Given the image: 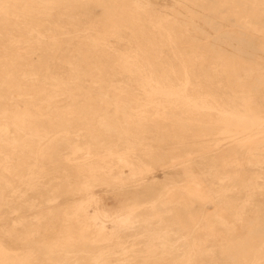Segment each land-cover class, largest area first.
<instances>
[{
    "label": "rangeland",
    "instance_id": "1",
    "mask_svg": "<svg viewBox=\"0 0 264 264\" xmlns=\"http://www.w3.org/2000/svg\"><path fill=\"white\" fill-rule=\"evenodd\" d=\"M71 263L264 264V0H0V264Z\"/></svg>",
    "mask_w": 264,
    "mask_h": 264
},
{
    "label": "bare ground",
    "instance_id": "2",
    "mask_svg": "<svg viewBox=\"0 0 264 264\" xmlns=\"http://www.w3.org/2000/svg\"><path fill=\"white\" fill-rule=\"evenodd\" d=\"M207 4V3H206ZM192 5V4H191ZM4 6V5H3ZM188 9V8H187ZM188 11V10H187ZM180 12V11H179ZM203 15V14H202ZM198 17V16H197ZM204 17V16H203ZM167 16L164 18H161L163 22H166ZM235 22V21H234ZM236 24V23H235ZM231 31V30H230ZM243 37V36H242ZM252 41V40H251ZM217 42V41H216ZM246 62V61H245ZM27 76V75H26ZM25 77V76H24ZM243 81V80H242ZM96 83V82H95ZM101 84V83H100ZM103 84V83H102ZM54 96V95H53ZM30 97V96H29ZM113 97V96H112ZM18 98V97H17ZM111 98V97H110ZM112 99V98H111ZM102 100V99H101ZM67 101V100H66ZM102 103V102H101ZM65 105V104H64ZM62 106V105H61ZM49 109V108H48ZM53 109V108H52ZM126 110V109H125ZM115 111V110H114ZM131 112V111H130ZM153 112V111H152ZM167 114V113H166ZM178 114V113H177ZM179 115V114H178ZM101 120V119H100ZM209 125H207L210 129L214 130V135L211 136V134H201V143L203 147L199 150L200 153L205 152L208 150L209 147L212 146V148H220L224 144H226L229 141L232 140H243V134L244 129L243 127L238 123L234 121H230L226 117H219L216 120L212 118V120L208 121ZM106 123V122H105ZM125 123V122H124ZM139 126V124H138ZM128 127V126H127ZM204 127V126H202ZM3 128V126H2ZM9 128V127H8ZM4 129V128H3ZM6 129V128H5ZM143 129V128H142ZM208 129V128H207ZM209 129V131H210ZM9 130V129H8ZM135 131V130H134ZM208 131V130H207ZM205 130V132H207ZM7 132V130H6ZM115 132V131H114ZM213 133V132H212ZM109 134V133H107ZM122 134V133H121ZM120 134V135H121ZM200 134V133H199ZM173 135V134H172ZM61 137V136H60ZM96 137V136H95ZM62 138V137H61ZM124 138V137H123ZM141 138V137H140ZM159 139V138H158ZM98 140V139H97ZM161 140V139H160ZM9 141V140H8ZM197 141V140H196ZM7 143V142H6ZM146 143V142H145ZM12 144V143H10ZM18 144V143H17ZM9 145V144H8ZM31 150V149H30ZM190 157L187 156L186 159H189ZM47 159V158H46ZM174 198V197H173ZM132 200V199H131ZM126 204V203H125ZM162 211V210H161ZM92 225L96 224V221L92 222ZM77 229V228H76ZM95 230V229H94ZM91 231V230H90ZM92 232V231H91ZM81 233V232H80ZM87 234V232H86ZM85 234V235H86ZM93 234V233H92ZM82 235V233H81ZM93 236V235H92ZM95 236V235H94ZM37 243V242H36ZM89 244V243H88ZM93 246V245H92ZM84 247V246H83ZM80 250V249H79ZM69 251V250H68ZM74 251V250H73ZM161 252V251H160ZM43 253V252H42ZM40 255V254H39ZM42 255V254H41ZM40 255V256H41ZM55 260V259H54ZM58 260V259H57ZM55 260V261H57ZM115 261V260H114ZM72 264V263H71Z\"/></svg>",
    "mask_w": 264,
    "mask_h": 264
}]
</instances>
